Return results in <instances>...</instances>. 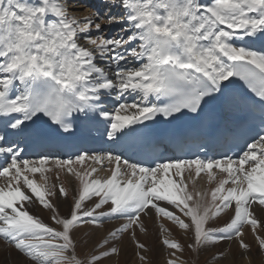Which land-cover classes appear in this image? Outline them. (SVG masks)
I'll use <instances>...</instances> for the list:
<instances>
[{"label": "snow or ice", "instance_id": "1", "mask_svg": "<svg viewBox=\"0 0 264 264\" xmlns=\"http://www.w3.org/2000/svg\"><path fill=\"white\" fill-rule=\"evenodd\" d=\"M105 3L123 10L122 14L102 15L96 10L80 19L70 15L67 0H0V178L6 180L0 186V237L34 264H99L118 253L115 244L107 247L110 241L134 225L143 231L141 214L155 210L193 233L189 247L195 252L236 238L242 255L250 257L249 245L239 238L244 225L255 231L260 224L251 211L253 204L264 212V134L246 143L238 158L225 154L221 159H186L164 157L157 150L159 145L143 137L139 128L159 118L177 119L189 112L199 115L233 77L245 81L264 101V50L244 44L264 38V0ZM112 25H118V31L105 36L104 27ZM126 96L139 99L119 102ZM108 100L118 103L112 111ZM42 117L63 135L74 133L81 122L107 121L105 143L122 145L143 159L132 161L103 148L53 159L56 169L66 168L81 185L69 214L59 216L46 198L56 195L55 186H49L44 177L49 158L24 159L18 143L20 138L43 142L45 133L37 124ZM86 160H106L115 167L108 178H93L96 168L81 172L72 167ZM193 168L197 177L207 172L210 181L214 168L227 174L211 191L210 204L201 203L206 193L187 190L183 173ZM29 173H40L45 184L29 179ZM21 181L31 195L22 190ZM59 194L67 195L62 185ZM93 197L97 202L84 210V202ZM37 201L54 213L52 220L58 228L34 218L25 208V202ZM109 202L107 212L98 211ZM233 205L229 222L219 228L205 227ZM172 207L189 222L174 214ZM105 218L127 222L89 256L78 258L76 226L98 225ZM256 239L259 250H264V237ZM163 243L170 249L181 248L168 239ZM137 247L144 249L139 242ZM178 259L167 264H178ZM214 259L225 256L219 253Z\"/></svg>", "mask_w": 264, "mask_h": 264}, {"label": "bare ground", "instance_id": "2", "mask_svg": "<svg viewBox=\"0 0 264 264\" xmlns=\"http://www.w3.org/2000/svg\"><path fill=\"white\" fill-rule=\"evenodd\" d=\"M85 1H87V0H85ZM67 5L70 9V15L75 16V17L80 18V19H82L85 16L91 15L93 12H95V11L89 10L87 8V6L82 4L81 2H79V0H67ZM98 9L102 15H107L109 12H111L113 14H122V11H123V10L116 9V8H109L106 5L105 0H103L102 4L100 5V7ZM115 28L117 29V28H119V26L118 25L110 26V30L115 29ZM247 41L248 40H245L244 44H246ZM81 43H83V41ZM255 45L259 46L260 43L257 41V43H255ZM99 164H100V166H106V169H102L101 172L97 173L96 176L93 178H99V179L108 178L111 174L112 169L115 167V164H109L106 160L103 161L102 163H99ZM72 167L74 168V170L79 171L78 167L76 166V163H74L72 165ZM245 167H247V165ZM56 171H57V169H56ZM212 172H213L214 179H212L211 181L208 179L207 172H203V173H201V175L199 177H197L195 175L194 168L190 171L186 170L183 173L184 181L187 184V190L190 193L195 194V193L199 192L201 194H204V193L207 194L206 196H204V199L201 201V203H206V204L211 203V191L215 187L218 186L219 181L221 179H224L227 176L226 173L221 172L219 169H213ZM58 174H59V176H57V177L55 176V180L51 181L53 186H55V188L53 190L59 192V187L62 185L66 189V193L69 195V198H63V199H61V201L57 197V195H55L52 198V200L56 204H57V201L60 202V204L57 205L58 208L60 209V206L65 205L68 200L71 203L73 202L72 200L74 199V197H76L78 195L81 186H80V182H79L78 178L73 176L72 173H68L66 168L63 171L58 170ZM71 174H72V176H70ZM62 176H63V178H62ZM30 178H31V176L29 177V179ZM121 179H126V177H122ZM37 183H38V185L45 184V183H43L42 178H38ZM5 184H6V180L4 178H0V186H4ZM230 186L231 185L229 184V185H226L225 187H230ZM21 187H22V190L26 191V194L31 195V193L24 188L22 182H21ZM69 190H71V193H68ZM195 199H198V197H196L194 195V200ZM190 203H192V202H190ZM170 210L177 213L176 212L177 210L174 207L170 208ZM251 211H253L254 216L259 220L260 224L257 226V229L255 231L252 230L250 225H247L244 229V233L241 236L240 240H242L243 243H245V244L249 243V244L253 245V244H258V240L256 239L257 236L264 237V212L261 211V206H258L255 203L253 204ZM147 215H149L148 218L145 221L143 220V222L142 221L141 222H142L143 227H147L149 230L148 231L149 237L146 238V244L148 245V247H150V250H151V252H150L151 254H149V255L152 258V260L150 261V262L153 261L152 264H167V261H169L170 259H174L177 257L179 258L180 255H183L181 253H178L176 250H171V251L175 252V257L171 256L172 258L167 259L165 257V255H166L168 248L166 246L163 247L162 244L157 242V240L160 238V235H162L164 237L163 239L175 241V242L179 243L181 246L184 245L186 247H189V245L193 243V233L191 231H186L184 229H181L173 221H170L166 217L157 215L155 210H152L150 213H147ZM177 215H179L181 217V219H184L186 223L189 222V218L184 217L181 213H177ZM233 215H234V205L231 206L230 208L224 210L220 214L219 217H215V218L209 220V222L205 225V227L206 228L222 227L225 223L230 221V219L233 217ZM161 227H163L162 228V230L164 231L163 234H161V232H162ZM95 234H92L91 238H93L94 236H97ZM141 235H143V234H141ZM102 237H103V235H102ZM145 237H143V238H145ZM234 242L235 241L231 242V241H227V240L220 241V242L216 243L214 246L209 245L207 248H204L203 250L196 252V253L201 254L203 252H206V254L207 253L210 254V258L206 264H262V262H264V256H260L261 254L264 255V250H258V252H256L255 248H253L251 251V247H252L251 246V247H249L250 252H251V256L249 257L247 254L242 255L243 249H241L240 244L234 243ZM229 245H233L235 252H233V253L232 252H227V253L222 252L225 256V259H222V260L214 259V257L217 254H219V252H220V250H214V249H218V248L221 249L222 248L221 250L224 251L225 248H227ZM236 245H238V247ZM210 246H213L212 247L213 249ZM129 254H130V252H129ZM182 261L178 260V264H182L183 263ZM139 263L140 262L135 260L132 264H139ZM143 264H145V263L143 262ZM146 264H148V263H146Z\"/></svg>", "mask_w": 264, "mask_h": 264}, {"label": "rangeland", "instance_id": "3", "mask_svg": "<svg viewBox=\"0 0 264 264\" xmlns=\"http://www.w3.org/2000/svg\"><path fill=\"white\" fill-rule=\"evenodd\" d=\"M83 43H84V41H83ZM38 174L39 173H36V174L29 173L28 176L34 177V175H37V180H38V178H41ZM55 176L57 177V176H59V174L56 175V172H55L54 177ZM70 176H72V174ZM73 176H75V175L73 174ZM95 176H96V174L94 175V177ZM62 178H63V176H62ZM48 185L49 186H53L51 181H48ZM55 192H56L57 197L60 199V201L63 198H69L68 194L66 196H61L59 194V192H57V191H55ZM68 193H71V190H69ZM53 197L54 196H48L46 198L54 206H56L58 208L57 205H59L60 202L57 201V204H56L52 200ZM72 201L74 202V199ZM73 202L71 203L68 200L65 205L60 206V209L58 208V213L57 214L59 216H67L69 214V211H70V208H71ZM84 204L88 208H90L93 205L92 203H89V202H85ZM107 205L109 206L111 204H107ZM29 206L31 208H35V206L37 207L35 209L29 210L30 214H32L34 218L39 219L41 222H45V221L49 222V223L53 224L52 227L58 228V226L52 220V216L54 215V213L51 210L44 209L39 204L38 201L35 202V203L30 204ZM102 209L103 208L99 209L98 211L100 212ZM84 210H85V208H84ZM176 212L180 213L178 210ZM177 213L174 212V214H176V215H177ZM148 216L149 215H147V214H141L140 220L142 219V222H143V220L145 221L148 218ZM142 222L140 221L139 223L142 224ZM122 224H124L123 220L120 223V225L118 223H104V221H102L98 225H92V224L77 225L73 235H74L75 240L77 241L76 254H77L78 258H84L85 256H89V254L92 253L94 249L98 248L103 243L105 238L110 237V234H111L112 230H116ZM246 226H247V224L242 228V235L244 233V229H245ZM162 228L163 227H161V231L162 232L160 231L161 234L164 233ZM143 229L144 230L141 231V229L139 228L138 225H134L132 229H129L128 231H126L123 234H121L120 238L118 237V239L116 241H110L109 244L107 245V247L110 248V247L113 246V244H115V246L118 248V253L115 256H113V257H111L109 259L101 260L99 262V264H132L135 260L140 262L141 264H143V262L145 264L146 263L152 264L153 261L150 262L152 260V258L149 255V254H151L150 253L151 250H150V247H148V245L146 244V238L149 237V235H148V231L149 230H148L147 227H143ZM92 234H95L97 236H94L93 238H91ZM141 234H143V235H141ZM102 235H103V237H102ZM161 236L162 235H160V238L157 240V242L162 244L163 247H164L165 246L164 243H163V240H164L163 238L164 237L163 236L161 237ZM143 237H145V238H143ZM233 241H235L234 243H238L236 238H234V240H231V242H233ZM137 242H139L140 244L144 245V249L143 250L137 247ZM246 244L249 245V247L252 246L251 247V251H252L253 248H255L256 252H258V250H259L258 244H253V245L249 244V243H246ZM236 246L238 247V245H236ZM210 247L212 248L213 246H210ZM221 249L218 248V249H214V250H220L219 253H222V252L223 253L224 252H226V253L227 252H232L233 253V252H235L233 245H229L227 248H225L224 251L221 250ZM99 250L103 251L105 249L104 248H99ZM171 250H174V249L168 248V250L166 252L165 257L167 259L168 258H172L171 256H173L172 255L173 251H171ZM176 251L178 253L183 254V255H180L179 259H178L179 261L183 260L182 264H191V263L192 264H206L207 261L210 258V254L209 253L206 254V252H203L201 254H198L195 251L193 252V250L191 248L186 247L184 245H182L181 248L179 250H176ZM129 252H130V254H129ZM141 256H143L145 259L141 260L140 259ZM260 256H264V255L261 254ZM0 264H34V262L30 258H27L24 253H22L19 250H17L13 243L6 241L3 237H0Z\"/></svg>", "mask_w": 264, "mask_h": 264}]
</instances>
